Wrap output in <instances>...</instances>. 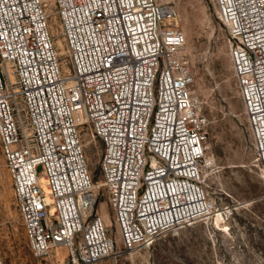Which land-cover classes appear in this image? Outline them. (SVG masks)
<instances>
[{"label": "built area", "instance_id": "1", "mask_svg": "<svg viewBox=\"0 0 264 264\" xmlns=\"http://www.w3.org/2000/svg\"><path fill=\"white\" fill-rule=\"evenodd\" d=\"M212 1L264 177V0ZM176 13L172 0H0V146L34 256L66 247L69 264H96L115 249L85 129L103 144L125 250L212 216L206 118Z\"/></svg>", "mask_w": 264, "mask_h": 264}, {"label": "rangeland", "instance_id": "2", "mask_svg": "<svg viewBox=\"0 0 264 264\" xmlns=\"http://www.w3.org/2000/svg\"><path fill=\"white\" fill-rule=\"evenodd\" d=\"M172 2L176 23L186 38L183 52L194 75L192 95L206 118L203 173L213 214L164 232L149 246L125 250L102 180L103 144L85 129L98 206L116 241L114 251L96 264H264V177L236 84L228 30L212 0ZM52 26L62 50L63 36L55 18ZM0 246L6 264H69L66 247L43 257L30 251L1 146Z\"/></svg>", "mask_w": 264, "mask_h": 264}, {"label": "bare ground", "instance_id": "3", "mask_svg": "<svg viewBox=\"0 0 264 264\" xmlns=\"http://www.w3.org/2000/svg\"><path fill=\"white\" fill-rule=\"evenodd\" d=\"M58 253V252H57Z\"/></svg>", "mask_w": 264, "mask_h": 264}]
</instances>
